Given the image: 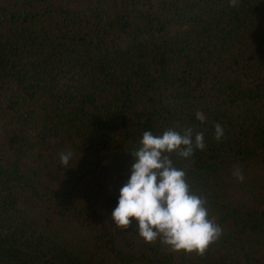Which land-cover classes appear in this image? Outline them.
Wrapping results in <instances>:
<instances>
[{
  "label": "trees",
  "instance_id": "16d2710c",
  "mask_svg": "<svg viewBox=\"0 0 264 264\" xmlns=\"http://www.w3.org/2000/svg\"><path fill=\"white\" fill-rule=\"evenodd\" d=\"M177 123L204 135L171 157L222 229L203 253L111 218ZM0 264H264V0H0Z\"/></svg>",
  "mask_w": 264,
  "mask_h": 264
},
{
  "label": "clouds",
  "instance_id": "9594fccd",
  "mask_svg": "<svg viewBox=\"0 0 264 264\" xmlns=\"http://www.w3.org/2000/svg\"><path fill=\"white\" fill-rule=\"evenodd\" d=\"M237 4L238 0H230V6ZM196 118L202 123L206 120L201 111H197ZM223 136L224 129L217 124L215 138L220 141ZM140 145L131 153L135 162L129 179L119 190L112 221L126 229L135 218L137 232L146 242L160 238L174 250L203 253L219 238L222 229L209 217L206 200L191 192L186 172L175 167L171 158L173 153L189 158L195 149L203 150L206 147L203 133L194 135L191 127L181 128L177 123L162 135L143 131ZM70 158V152L60 154L61 163L66 166ZM233 176L241 182L244 180L238 167L234 168Z\"/></svg>",
  "mask_w": 264,
  "mask_h": 264
}]
</instances>
